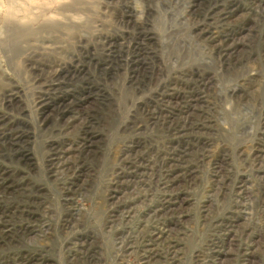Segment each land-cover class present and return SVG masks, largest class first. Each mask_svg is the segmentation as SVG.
<instances>
[{"label": "rangeland", "instance_id": "1", "mask_svg": "<svg viewBox=\"0 0 264 264\" xmlns=\"http://www.w3.org/2000/svg\"><path fill=\"white\" fill-rule=\"evenodd\" d=\"M0 264H264V0H0Z\"/></svg>", "mask_w": 264, "mask_h": 264}]
</instances>
